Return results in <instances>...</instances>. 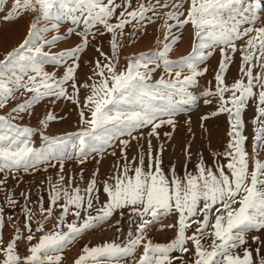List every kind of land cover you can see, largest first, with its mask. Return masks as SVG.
I'll use <instances>...</instances> for the list:
<instances>
[{
    "label": "snow or ice",
    "instance_id": "obj_1",
    "mask_svg": "<svg viewBox=\"0 0 264 264\" xmlns=\"http://www.w3.org/2000/svg\"><path fill=\"white\" fill-rule=\"evenodd\" d=\"M8 3L0 0V19L15 21L25 13L32 19L25 39L0 58V191L25 174L56 169V178L40 182L48 185L47 198L38 200L41 219L33 221L30 193H20L23 223H13L7 242L0 206V264H64V253L86 233L113 219L119 225L125 216L126 235L118 231L112 240L84 244L72 264H264V0H11L6 8ZM158 20V47L133 54L121 67V38L146 35ZM63 22L71 26L61 33ZM184 31L190 32L189 51L171 58ZM73 36L70 46L51 50ZM89 47L98 56L88 61L82 82L78 70ZM216 55L212 80L197 94ZM201 101L214 107L200 117L205 131L204 121L226 115L225 146L213 152L212 166L200 155L189 170L187 143L181 172L172 163L166 169L160 130L170 129L163 133L170 141L181 114ZM63 102L74 106L77 127L55 134L52 124L66 119L55 111ZM42 103L36 125L26 123ZM250 107L252 153L244 118ZM185 124L194 137L190 117ZM37 134L43 147H33ZM133 148L136 155L129 157ZM117 149L111 175L100 180L96 167L85 182L83 166L117 157ZM71 161L81 166L78 180L65 174ZM4 203L20 206L11 192ZM165 219L171 223L163 225ZM165 228L174 235L154 242L150 233Z\"/></svg>",
    "mask_w": 264,
    "mask_h": 264
},
{
    "label": "rangeland",
    "instance_id": "obj_2",
    "mask_svg": "<svg viewBox=\"0 0 264 264\" xmlns=\"http://www.w3.org/2000/svg\"><path fill=\"white\" fill-rule=\"evenodd\" d=\"M11 0H9L8 5L6 8H10ZM3 14L0 13V16ZM32 19L31 14H22L19 19L15 21L5 22L0 19V58L2 55L7 51L11 50L12 48L18 46L26 37L30 21ZM163 23V20H158L156 24L150 25L147 27V34L143 36H130L125 35L121 38L122 48L120 49V65L121 67L124 66V62L131 57L133 54H139L141 52H148L149 50L156 49L158 47L157 40L162 38L160 25ZM71 26L68 22H63L61 33L66 31V28ZM131 32L132 29L129 27L127 30ZM53 35L57 34L55 32L52 33ZM103 43V51L106 53L109 51V44H108V37L100 38ZM77 40L75 36L71 37L68 42H58L56 47H53L51 50L56 52L60 51ZM190 32L184 31L183 33V40L175 46V51L171 54V58H178L181 55L186 54L190 48ZM48 50V49H46ZM98 54L92 47H89L81 57L80 61V68L78 70V78L80 81H86L89 75V67L88 61L96 58ZM219 56L216 55L210 59L208 62L210 71L205 78L200 80V89L197 90V94L199 91L203 90L206 85L207 80H212L213 70H215L217 66V61ZM46 70L53 71L54 68L52 66H47ZM64 69L61 67L58 69V75L62 74ZM157 78L159 76V71L156 74ZM236 76V68L235 66L232 67L231 72L228 75V82L231 83L233 77ZM83 96V93H81ZM74 106L68 102L60 103L56 106L55 111L62 116H65L66 119L60 122H55L52 124L50 128V132L55 134H62L64 132L74 131L77 127V115L76 112L73 110ZM214 110V107L209 105H203L202 101L199 103L198 107L191 109L189 112L181 114L178 118V128L176 129L173 137L170 141H166L163 137V133L170 131L169 128L165 127L162 128L161 131V141L166 144V150L164 152V166L167 169L170 163L175 164L177 171L181 172L183 165L185 163V155L184 149L187 143H191V152L193 154V158L191 163L188 164L189 170H192L194 164L197 162L200 155H202L209 166L213 165L214 156L213 152H218L223 149L225 146L228 137V123L226 115H220L217 117H211L207 121H204V125L206 128L202 129L200 127L201 120L200 117L205 114H209L211 111ZM45 111V104H41L40 106L36 107L35 112L36 116L27 120L26 123H29L33 126L36 125L37 119L36 117L41 116ZM254 111L250 107L246 114H245V121H246V129L245 134L249 137L247 141V151L252 153L253 151V144H252V136L254 135V126L251 123L253 118ZM191 119L192 121V128L194 137L191 136L187 132V126L185 124V120L187 118ZM45 141L39 137L37 134L33 138V147H43ZM153 144H156L155 139L153 140ZM133 145L135 142L133 141ZM146 148V145H145ZM136 155L135 148L129 150V157ZM119 157V150L117 149V157L106 156L102 162L97 165L95 161L90 160L86 165H84V181L87 182L90 178L91 173L96 169L99 168V179L103 180L106 178L107 175H111L112 173V165L114 161ZM260 158L264 160V152L260 153ZM195 160V161H194ZM79 165H77L74 161L68 162L65 167V174L66 175H77L80 170ZM46 176H52L53 179L56 178V169H49L48 173H44L40 171L39 173H34L31 175H23L22 179L19 183L13 182L9 180L8 186L3 191H0V206L5 207V221L6 227L4 229V239L5 242L8 241L9 237L12 235L13 232V223H23V216L21 214V208L24 206L23 198L20 196L21 192L28 191L30 193V207L32 208L33 212L36 213L33 217V221L36 219H41L42 217L39 215V203L38 200L40 198H47L48 195V185L47 183L41 185V181L45 180ZM79 179L77 175V180ZM11 192L14 194L15 199L20 203V206L17 208H8L4 203V197L6 193ZM103 199V197H101ZM47 207V204H45ZM13 217L12 222H8V216ZM71 219V217L69 218ZM121 223L119 225L115 224V219H113L111 226L105 224L102 226L103 230H97L95 232H88L86 233L83 238H81L77 243H75L74 247L70 250H67L65 255L64 264H72L73 259L80 253L81 248L84 244H88L89 246H95L102 241L112 240L118 236V231L123 232L126 235V230L129 228L128 218L127 216L121 217ZM55 220H50L47 224V228L51 229ZM171 223V220L165 219L162 221L163 225H167ZM161 224H157L156 228H160ZM174 235L173 231L169 229H164L163 231H153L150 233V237L153 239L154 242H166L169 237ZM123 239V236L119 237ZM19 250L21 254L25 252V243H20Z\"/></svg>",
    "mask_w": 264,
    "mask_h": 264
},
{
    "label": "bare ground",
    "instance_id": "obj_3",
    "mask_svg": "<svg viewBox=\"0 0 264 264\" xmlns=\"http://www.w3.org/2000/svg\"><path fill=\"white\" fill-rule=\"evenodd\" d=\"M195 161V160H194ZM190 169V168H189Z\"/></svg>",
    "mask_w": 264,
    "mask_h": 264
}]
</instances>
